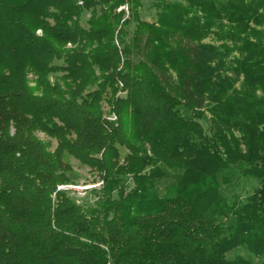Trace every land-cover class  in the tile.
Masks as SVG:
<instances>
[{"label": "trees", "instance_id": "16d2710c", "mask_svg": "<svg viewBox=\"0 0 264 264\" xmlns=\"http://www.w3.org/2000/svg\"><path fill=\"white\" fill-rule=\"evenodd\" d=\"M151 6L0 0V264H264V0Z\"/></svg>", "mask_w": 264, "mask_h": 264}, {"label": "rangeland", "instance_id": "374dc122", "mask_svg": "<svg viewBox=\"0 0 264 264\" xmlns=\"http://www.w3.org/2000/svg\"><path fill=\"white\" fill-rule=\"evenodd\" d=\"M154 0H142L143 2V8L140 10V13L143 18L149 19L152 18L154 19L155 17V9L152 7V3ZM125 9L128 10V8L125 6ZM86 18L89 17V15H85ZM134 29V25L131 26V30ZM205 42H210L209 39L205 40ZM239 57V56H238ZM237 88H240V85H237ZM118 94H125V92H119ZM106 114L108 117L112 116V114L108 113V110L105 108ZM114 114V113H113ZM208 114V113H207ZM210 117V114L207 115ZM116 121V120H115ZM114 121V122H115ZM202 123L205 125V127L208 126L207 121H202ZM38 136L45 141H51L52 143V149L55 148L56 142L55 140H51L47 136H45L43 133H38ZM72 164L76 170V172L79 174V179L77 180V185L74 186L73 188V193L71 196H73L78 203L81 204H92L94 202V198L91 197L90 194V189L94 187H100L101 181L99 179V176L96 172L91 171L89 168L81 166L76 160L72 159ZM131 186L132 183H130ZM258 182L256 180H243L242 186H241V193L243 194L244 197L247 195H250L253 193V190L255 187H257ZM233 222V220H231ZM235 255H242L245 257H248V252H246L243 249H238L236 251H232L228 254V257L232 258ZM258 261V259L256 260Z\"/></svg>", "mask_w": 264, "mask_h": 264}, {"label": "built area", "instance_id": "2783aa9c", "mask_svg": "<svg viewBox=\"0 0 264 264\" xmlns=\"http://www.w3.org/2000/svg\"><path fill=\"white\" fill-rule=\"evenodd\" d=\"M80 3H81V2H80ZM122 95H124V94H122ZM108 119H109L110 121H115V120H117V117H116L115 114H112V116L108 117ZM60 188H61V189H68V188H74V187H73V186H61Z\"/></svg>", "mask_w": 264, "mask_h": 264}]
</instances>
